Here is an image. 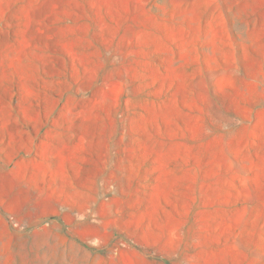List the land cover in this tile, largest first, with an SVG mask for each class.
I'll return each mask as SVG.
<instances>
[{"label":"rangeland","instance_id":"374dc122","mask_svg":"<svg viewBox=\"0 0 264 264\" xmlns=\"http://www.w3.org/2000/svg\"><path fill=\"white\" fill-rule=\"evenodd\" d=\"M0 264H264V0H0Z\"/></svg>","mask_w":264,"mask_h":264}]
</instances>
